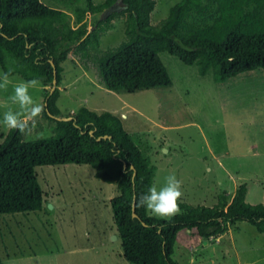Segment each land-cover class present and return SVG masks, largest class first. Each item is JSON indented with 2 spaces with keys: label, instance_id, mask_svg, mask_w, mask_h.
Segmentation results:
<instances>
[{
  "label": "trees",
  "instance_id": "1",
  "mask_svg": "<svg viewBox=\"0 0 264 264\" xmlns=\"http://www.w3.org/2000/svg\"><path fill=\"white\" fill-rule=\"evenodd\" d=\"M52 1L0 0V71H10L19 81H41L44 112L39 118L51 133L25 140L9 130L0 143V215L40 211L43 192L35 169L75 164L91 167L95 178L115 186L117 194L109 205L122 257L130 264H176L171 257L183 231H196L208 242L229 226L247 222L264 234V204H247L245 185L229 201L223 195L211 207L180 201V214L169 220L151 217L138 203L155 172L140 149L141 141L126 133L120 119L109 112L79 107L67 116L56 105L70 52L95 68L102 86L114 93L170 87L162 53L214 83L264 72V0H178L156 24L150 20L154 0ZM118 1L125 7L99 20ZM85 14L98 17L91 31ZM121 18L124 40L103 51L101 37ZM54 77L56 87L50 92ZM67 117L71 120L55 119ZM41 126L37 122L36 128Z\"/></svg>",
  "mask_w": 264,
  "mask_h": 264
},
{
  "label": "rangeland",
  "instance_id": "2",
  "mask_svg": "<svg viewBox=\"0 0 264 264\" xmlns=\"http://www.w3.org/2000/svg\"><path fill=\"white\" fill-rule=\"evenodd\" d=\"M154 1L152 24L178 0ZM97 18L85 14L88 31ZM123 19L113 20L100 39V49L124 40ZM70 23L73 26V20ZM159 58L172 85L127 94L107 91L96 69L70 52L56 105L62 115L85 107L119 118L123 130L141 141L140 149L155 167L152 185L159 187L165 176L174 173L182 182L181 202L211 207L221 195L229 201L245 185V202L264 204V72L214 83L166 53ZM40 91L38 86L32 94L43 104ZM3 111L0 108V119ZM37 122L42 126L23 134L25 140L51 135L43 119ZM8 131L0 125V143ZM35 173L43 207L0 215L2 264H130L122 257L109 205L117 194L114 185L95 178L93 169L85 165L38 167ZM171 258L176 264H264V234L247 222L229 226L221 237L208 242L196 231H183Z\"/></svg>",
  "mask_w": 264,
  "mask_h": 264
},
{
  "label": "clouds",
  "instance_id": "3",
  "mask_svg": "<svg viewBox=\"0 0 264 264\" xmlns=\"http://www.w3.org/2000/svg\"><path fill=\"white\" fill-rule=\"evenodd\" d=\"M231 59L230 57V62ZM40 84L38 78L13 83L10 71H0V95H3L0 99V108L4 109L0 125L21 134L32 133L37 119L44 112V105L32 94V90ZM182 196V182L172 173L163 178L159 187L156 184L149 186L139 197L138 203L155 217L166 219L180 214Z\"/></svg>",
  "mask_w": 264,
  "mask_h": 264
},
{
  "label": "water",
  "instance_id": "4",
  "mask_svg": "<svg viewBox=\"0 0 264 264\" xmlns=\"http://www.w3.org/2000/svg\"><path fill=\"white\" fill-rule=\"evenodd\" d=\"M125 7L124 4L120 3L119 1L116 2L115 4L109 6L108 8H106L102 14L100 15V18L99 20H105L107 17H109L112 13L114 12H119L120 10H122L123 8ZM93 29V28H92ZM90 29V31L92 30ZM52 63V62H51ZM55 74V73H54ZM56 87V80H55V77L53 78L52 80V86L50 88V92H52ZM57 120H63V121H69L71 120L70 117H67V118H55ZM90 134H92V132H90ZM164 152H166L164 150ZM123 167H125V165H123ZM135 172L133 171V176H134ZM134 207H135V202L133 200L132 202V206H131V210H132V217L135 218L136 217V214H135V210H134ZM116 237H113V239H115Z\"/></svg>",
  "mask_w": 264,
  "mask_h": 264
},
{
  "label": "crops",
  "instance_id": "5",
  "mask_svg": "<svg viewBox=\"0 0 264 264\" xmlns=\"http://www.w3.org/2000/svg\"><path fill=\"white\" fill-rule=\"evenodd\" d=\"M122 117L124 118V115H122Z\"/></svg>",
  "mask_w": 264,
  "mask_h": 264
}]
</instances>
